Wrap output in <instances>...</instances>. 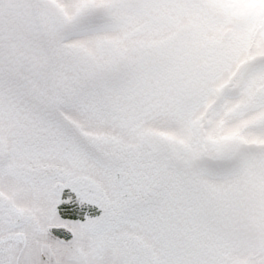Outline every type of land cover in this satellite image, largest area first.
<instances>
[{
	"label": "snow or ice",
	"instance_id": "obj_1",
	"mask_svg": "<svg viewBox=\"0 0 264 264\" xmlns=\"http://www.w3.org/2000/svg\"><path fill=\"white\" fill-rule=\"evenodd\" d=\"M0 264H264V0H0Z\"/></svg>",
	"mask_w": 264,
	"mask_h": 264
}]
</instances>
